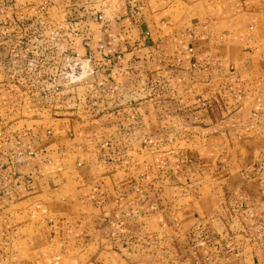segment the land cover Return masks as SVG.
I'll return each mask as SVG.
<instances>
[{"label": "crops", "instance_id": "1", "mask_svg": "<svg viewBox=\"0 0 264 264\" xmlns=\"http://www.w3.org/2000/svg\"><path fill=\"white\" fill-rule=\"evenodd\" d=\"M0 133V264H264V0H0Z\"/></svg>", "mask_w": 264, "mask_h": 264}, {"label": "built area", "instance_id": "2", "mask_svg": "<svg viewBox=\"0 0 264 264\" xmlns=\"http://www.w3.org/2000/svg\"><path fill=\"white\" fill-rule=\"evenodd\" d=\"M99 19H102L101 15ZM190 52H193L192 48H190ZM192 65L194 68L197 66L195 62ZM95 73L96 69L93 65L92 57H85L80 53L63 52L60 66L57 72L52 75L53 89L55 92H60L76 83L87 84ZM197 104L206 107L208 102L198 99Z\"/></svg>", "mask_w": 264, "mask_h": 264}]
</instances>
